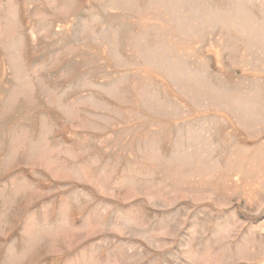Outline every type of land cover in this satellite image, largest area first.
<instances>
[{"label": "rangeland", "instance_id": "rangeland-1", "mask_svg": "<svg viewBox=\"0 0 264 264\" xmlns=\"http://www.w3.org/2000/svg\"><path fill=\"white\" fill-rule=\"evenodd\" d=\"M0 264H264V0H0Z\"/></svg>", "mask_w": 264, "mask_h": 264}]
</instances>
